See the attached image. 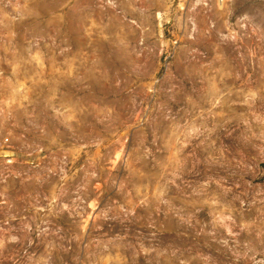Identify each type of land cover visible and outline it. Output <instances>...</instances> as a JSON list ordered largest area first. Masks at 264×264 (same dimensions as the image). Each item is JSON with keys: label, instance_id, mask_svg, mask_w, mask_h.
Returning a JSON list of instances; mask_svg holds the SVG:
<instances>
[{"label": "rangeland", "instance_id": "1", "mask_svg": "<svg viewBox=\"0 0 264 264\" xmlns=\"http://www.w3.org/2000/svg\"><path fill=\"white\" fill-rule=\"evenodd\" d=\"M0 264H264V0H0Z\"/></svg>", "mask_w": 264, "mask_h": 264}, {"label": "built area", "instance_id": "2", "mask_svg": "<svg viewBox=\"0 0 264 264\" xmlns=\"http://www.w3.org/2000/svg\"><path fill=\"white\" fill-rule=\"evenodd\" d=\"M9 138H4L0 141V166L2 165H11L12 164V157L10 152V144Z\"/></svg>", "mask_w": 264, "mask_h": 264}]
</instances>
